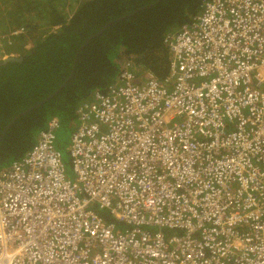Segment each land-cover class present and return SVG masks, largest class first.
<instances>
[{
	"label": "built area",
	"instance_id": "built-area-1",
	"mask_svg": "<svg viewBox=\"0 0 264 264\" xmlns=\"http://www.w3.org/2000/svg\"><path fill=\"white\" fill-rule=\"evenodd\" d=\"M165 42L172 84L126 58L69 166L54 117L1 168L0 264H264V0H204Z\"/></svg>",
	"mask_w": 264,
	"mask_h": 264
},
{
	"label": "trees",
	"instance_id": "trees-1",
	"mask_svg": "<svg viewBox=\"0 0 264 264\" xmlns=\"http://www.w3.org/2000/svg\"><path fill=\"white\" fill-rule=\"evenodd\" d=\"M156 1L0 0L2 31L10 25L24 29L12 37L22 58L0 61V134L18 113L33 106L5 133L0 170L24 157L54 117L61 123L58 145L69 166L66 146L78 108L115 82L126 58L172 84V51L165 37L193 21L204 0ZM26 43L31 47H23ZM96 210L108 217L109 211Z\"/></svg>",
	"mask_w": 264,
	"mask_h": 264
},
{
	"label": "water",
	"instance_id": "water-1",
	"mask_svg": "<svg viewBox=\"0 0 264 264\" xmlns=\"http://www.w3.org/2000/svg\"><path fill=\"white\" fill-rule=\"evenodd\" d=\"M159 1H161V0H157L156 1V3H158ZM154 4H150V5H147V6H142V7H140L138 10H142V9H144V8H148V7H151V6H153ZM138 10H136V11H138ZM22 57L21 56H19V57H16V56H11L10 58H8V60H20ZM7 60V61H8ZM57 92V91H56ZM55 92V93H56ZM47 100V98L46 99H44V100H42V101H40L39 103H37L35 106H39V105H41L43 102H45ZM31 108H33V106H31V107H29L28 109H26V110H24V111H22V112H20V113H18L13 119H12V121H10L4 128H3V130H2V132H1V134H0V145H1V142H2V140H3V138H4V135H5V133L7 132V130H8V128H10L13 124H14V122L19 118V117H21L22 115H24L25 113H27L28 112V110H30Z\"/></svg>",
	"mask_w": 264,
	"mask_h": 264
},
{
	"label": "rangeland",
	"instance_id": "rangeland-1",
	"mask_svg": "<svg viewBox=\"0 0 264 264\" xmlns=\"http://www.w3.org/2000/svg\"><path fill=\"white\" fill-rule=\"evenodd\" d=\"M75 5H76V3L75 4L73 3V8L75 7ZM0 26H1V24H0ZM11 29H16V28H13V26L10 25L9 28H8V30H11ZM13 43H14L13 40L11 41V43H8L7 41L0 42V51L6 52L7 54H15V55L20 54L19 51H17L15 49L18 46L15 45L14 48L12 47ZM26 44H23V47ZM69 172H71V170Z\"/></svg>",
	"mask_w": 264,
	"mask_h": 264
},
{
	"label": "clouds",
	"instance_id": "clouds-1",
	"mask_svg": "<svg viewBox=\"0 0 264 264\" xmlns=\"http://www.w3.org/2000/svg\"><path fill=\"white\" fill-rule=\"evenodd\" d=\"M11 30H12V29H11ZM3 31H4V30H3ZM7 31H8V30H7ZM24 47H25V48H30V47H31V44H30V43H27ZM11 56L19 57L20 54H17V55H15V54H8V56H7L6 58L1 59V60H2V61L8 60V58H10ZM1 60H0V61H1Z\"/></svg>",
	"mask_w": 264,
	"mask_h": 264
}]
</instances>
